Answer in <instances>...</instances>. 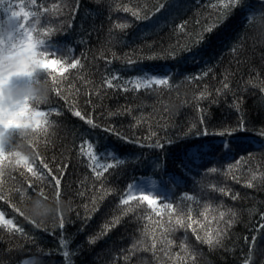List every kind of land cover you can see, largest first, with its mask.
<instances>
[{
  "label": "trees",
  "instance_id": "obj_1",
  "mask_svg": "<svg viewBox=\"0 0 264 264\" xmlns=\"http://www.w3.org/2000/svg\"><path fill=\"white\" fill-rule=\"evenodd\" d=\"M226 2L0 0V21L21 8L34 13L25 24L49 30V47L62 53L55 58L80 60L57 84L49 79L42 110L50 126L29 149L44 174L37 180L16 166L0 175V214L22 230L0 224V264H264V0L234 10ZM144 74H165L167 83L149 84ZM241 118L246 131L199 135L235 129ZM88 145L98 160L111 154L101 160L114 164L103 187L82 154ZM134 184L146 189L134 195L157 204H122ZM221 212L233 222L223 246L211 248L193 229L203 237L224 227Z\"/></svg>",
  "mask_w": 264,
  "mask_h": 264
},
{
  "label": "clouds",
  "instance_id": "obj_2",
  "mask_svg": "<svg viewBox=\"0 0 264 264\" xmlns=\"http://www.w3.org/2000/svg\"><path fill=\"white\" fill-rule=\"evenodd\" d=\"M18 18L0 21V175L3 169L32 163L34 142L43 134L51 85L44 38ZM38 122L40 127H38ZM7 161V163H4Z\"/></svg>",
  "mask_w": 264,
  "mask_h": 264
},
{
  "label": "snow or ice",
  "instance_id": "obj_3",
  "mask_svg": "<svg viewBox=\"0 0 264 264\" xmlns=\"http://www.w3.org/2000/svg\"><path fill=\"white\" fill-rule=\"evenodd\" d=\"M240 3H241V0H227V2L224 3L223 7H224V9H230L231 8V9L234 10V8L236 6H238ZM160 7L162 8L163 4H161ZM123 11H132V10L130 8L125 7V8H123ZM30 15H34V13L25 11L23 8H21L20 11H18V12L17 11H13L12 12V16L18 18L14 22H17L20 17H23V20L26 22ZM132 15L137 16V18H140L138 12L133 11ZM39 23H40V21L36 20L35 23L32 26H35V28H36V25H38ZM127 26L128 25H126V24H118V25H116V27L121 28V29L126 28ZM216 26H218V25H216ZM205 30L208 33H211L212 31H214V26L210 25ZM40 34L44 38V50L48 54L47 55V60L44 63L43 67L46 69V72L48 74L47 78L51 79L52 84H57L58 83L57 76L66 78L65 73L69 72L70 69H76L78 67V65H80V60L79 59H73L69 63V62L65 61L64 59L55 58L57 56L62 55V53H59L57 51V49L54 48V47H49V44L51 42H50V40L46 39L50 35L49 30H44ZM68 52L71 53V49H69ZM131 62L132 61H129V63H131ZM112 79H115V77H112L111 79L106 81L107 87H109V88L114 87V85L112 83ZM139 79H142V81L147 82L149 84H151V83H155V84H165V83H167L166 79L157 78L155 80H152L150 78V76L147 75V74H144ZM136 87L139 88L140 85L136 84ZM228 87H229V85L227 83L223 84V88L224 89H228ZM217 91H218V93H220V90H217ZM59 94H60V92L57 90V95H59ZM204 95H205L204 93L201 94L202 97ZM239 104H240V98L234 97L233 107H235L237 111H239V107H238ZM45 113H46V118H45V121L43 122V128H44L43 134H46L48 132V128L50 126V121H49L50 112L45 111ZM73 115L79 117L81 120L85 119V117L81 114L80 111H74ZM86 123L88 125L92 126V127H96L97 126V125H95L93 123L92 119H87ZM200 123H201V125H203L205 123L203 118H201ZM37 126L38 127L41 126L39 122H38ZM237 130L246 131V126H245V123H244L242 118L240 119V121L236 125L235 129L222 128V129H219L216 133H212V132L208 131L207 127H204L200 131L199 135L200 136H208V135L219 134L221 136H224V135L231 136ZM189 132H191V129H189ZM262 134H264V133H262ZM185 135H188V134L186 133ZM221 143L223 144V146L225 148L226 155H227L230 152V148H229L230 142L229 141H222ZM81 151H82V154L86 155L89 158V160L91 161L90 167H92V169H93V171L95 173L96 179L97 180H101V187H103V180L101 178L104 177V173L105 172H108L109 169H112L114 167V164L113 163H108V162L101 163V160H104L105 157L111 159V154L106 152V153L101 155V160H98L97 159V155L94 154L92 152V150H91V145L87 146V151L86 152H84L83 149H81ZM199 151H200V149L198 148L197 151H195V152H193L191 154V157L192 158L197 157V154H198ZM119 163L120 162L117 161V164H119ZM19 164H20V162H18V166H19ZM45 167H47V166L45 165ZM22 168L26 169L27 172L31 173L32 176H35L37 178V180H39L41 178V175L44 174L42 172V170L39 171V174H38V171L33 170L32 164H30V165H28L26 167H22ZM216 171H217V169H215V168L210 169V172H212V173H215ZM53 179L55 180V183H56V185L58 187L59 184H60V180L57 179L56 177H53ZM247 186L248 187H252V184L249 183ZM144 191H146V189L141 184L132 185L131 189L127 193H125L124 197H122L121 203L124 204V205H128L130 200H137L138 199L139 201H146L147 205L149 206V208H151L153 205L157 204V200L151 198L149 195H140L139 197H137L136 195L133 194V192L143 193ZM220 191L224 192V189H220ZM224 194L227 195L228 193L224 192ZM41 195H43V193H41ZM57 195H59V193H57ZM0 198H2V197H0ZM235 198L236 197L233 196V199H235ZM39 206H40V202L37 201V207H39ZM165 207H168V205H165ZM233 215H235V213H233ZM224 217H225V213L221 212L219 214V221L223 222L224 227H222V228H214L211 231L206 232L203 237H201L198 233H196V229H193V232L196 234L197 240H199L201 243L209 245L211 248L222 247L223 246V239L227 235L226 228L229 227L232 224V222H233L231 220V218H229L228 220H225ZM189 219H191V218H189ZM118 222H119L118 220L114 221L112 226H115V224L118 223ZM176 223L178 225H180L181 227L185 226L182 220H177ZM192 223H197V222L196 221H192ZM192 223H189L187 225V227L191 228L192 227ZM0 224H3L5 227H7L9 229V231H13V229H15V226L12 224V221L11 220H5L4 217H3V214H0ZM60 227L61 228L64 227V223H63L62 219L60 221ZM201 227H203V225H201ZM105 229L108 230V226L107 225L105 226ZM15 231L19 232V231H22V230L21 229H15ZM213 232L215 233V235L212 234ZM94 242H95V238H91L89 240V243H94ZM168 243L171 244V241H169ZM59 247H60V250L62 251V254L65 257H68L69 256V252L68 251H64V249H66L68 247V241L67 240H61L59 242ZM133 247H135V245H133ZM153 248H155V243H153ZM192 259H195V255L192 256Z\"/></svg>",
  "mask_w": 264,
  "mask_h": 264
},
{
  "label": "rangeland",
  "instance_id": "obj_4",
  "mask_svg": "<svg viewBox=\"0 0 264 264\" xmlns=\"http://www.w3.org/2000/svg\"><path fill=\"white\" fill-rule=\"evenodd\" d=\"M150 78H151L152 80H155V79H157V78H160V79H166V78H167V75H165V74H152V75L150 76Z\"/></svg>",
  "mask_w": 264,
  "mask_h": 264
}]
</instances>
